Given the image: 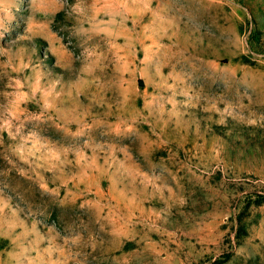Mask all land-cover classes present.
Returning a JSON list of instances; mask_svg holds the SVG:
<instances>
[{"label": "rangeland", "instance_id": "1", "mask_svg": "<svg viewBox=\"0 0 264 264\" xmlns=\"http://www.w3.org/2000/svg\"><path fill=\"white\" fill-rule=\"evenodd\" d=\"M0 264H264V0H0Z\"/></svg>", "mask_w": 264, "mask_h": 264}]
</instances>
